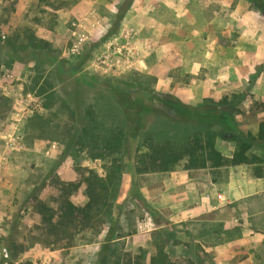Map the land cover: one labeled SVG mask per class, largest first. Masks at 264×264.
I'll list each match as a JSON object with an SVG mask.
<instances>
[{
	"label": "rangeland",
	"instance_id": "rangeland-1",
	"mask_svg": "<svg viewBox=\"0 0 264 264\" xmlns=\"http://www.w3.org/2000/svg\"><path fill=\"white\" fill-rule=\"evenodd\" d=\"M124 1L0 0V264H105L110 256L102 258L100 249L109 228L115 254H142L144 264L157 248L174 264H264V244L251 245L255 232L264 231V192L230 201L209 191L212 183L223 191L233 167L180 165L139 174L140 141L105 149L78 134L98 124L112 128L114 118L122 122L103 89L107 82L146 87L164 100L147 120L157 141L183 140L199 129L183 123L172 99L198 106L233 93L247 98L242 114H234L237 127L255 134L264 120V111L250 109L251 100L264 103V12L247 0H133L117 21ZM26 29L49 48L9 60L3 43ZM104 55L120 63L104 66ZM213 142L226 157L234 151L232 140L217 135ZM114 161L117 194L100 233L88 230L48 246L53 238L37 228L36 203L57 208L58 183H76L89 170L111 177ZM240 170L255 180L251 165ZM69 199L84 205V185ZM254 251L258 259L249 261Z\"/></svg>",
	"mask_w": 264,
	"mask_h": 264
},
{
	"label": "trees",
	"instance_id": "trees-1",
	"mask_svg": "<svg viewBox=\"0 0 264 264\" xmlns=\"http://www.w3.org/2000/svg\"><path fill=\"white\" fill-rule=\"evenodd\" d=\"M132 1L125 0L119 5L117 21L122 18ZM247 1L253 7L264 12L263 0ZM3 46L7 47V55L12 61H19L22 51L27 50L30 54L37 55L41 54L36 50L37 48L41 50L49 48L46 41L29 34L27 29L23 31V34H15L7 39L6 45L3 43ZM85 61L86 58H82L77 63V67L80 68ZM52 62L61 63L56 61V58ZM10 65L8 64L6 67H10ZM103 85V89L119 107L122 122L114 118L116 126L112 128L105 129L103 125L99 126L98 124L92 128L81 129L78 134L80 138L83 137L88 141H102L105 149L109 148L106 144L114 146V144H126L128 140L140 141L143 150L136 153L134 161V169L137 173L171 172L180 165L184 170H218L251 165L255 178L264 177V120L258 123L256 133L250 134L244 133L237 127L234 115L235 113L242 114L240 106L247 99L244 94L233 93L223 96L216 102L208 100L198 106L184 105L180 101L172 99L168 104L181 115L183 123L195 125L199 129L187 135L183 140L166 138L157 141L146 129L147 120L150 114L159 112L157 107L163 103L166 104L164 100L156 92L146 87H131L121 82H107ZM110 105L112 104L101 107L102 109L109 108ZM250 109L264 111V103L251 100ZM215 127L218 130L214 129ZM217 135L222 139L234 141L235 148L230 157L224 156L214 146L213 139ZM118 166L114 161L115 168L112 170L111 177H102L95 171L89 170L85 175L81 174L80 180L76 183H58L60 194L58 206L55 209L42 201L36 203L35 212L40 218V225L37 228L46 236L53 238V242L48 246H55L56 243L62 241L69 242L76 234L84 231L91 230L96 234L100 233L98 225L104 223L106 218L110 219L111 204L117 194L116 182H119L118 173L120 172ZM80 185L85 187L87 201L82 206H76L69 198ZM113 231V228H109L100 249L102 258L105 255L110 256V259L105 260V264H144L145 259L142 254L125 258L115 254L116 251L110 245L114 239L111 237ZM149 264L174 263L161 248H157L150 257Z\"/></svg>",
	"mask_w": 264,
	"mask_h": 264
},
{
	"label": "crops",
	"instance_id": "crops-1",
	"mask_svg": "<svg viewBox=\"0 0 264 264\" xmlns=\"http://www.w3.org/2000/svg\"><path fill=\"white\" fill-rule=\"evenodd\" d=\"M175 11L176 12L178 11L177 7H175ZM153 22L155 23V21ZM180 33L181 32H179V35H182L184 37L187 35V33L184 31H182V34ZM240 173H242L240 170V166L230 168L226 181L222 184L223 191H220V189L216 186L218 183H212L211 184L212 188L209 191L213 192V194L217 196H220V198L227 197L230 201L247 198L264 192V177L255 178V180L250 181L248 180L249 178L247 176L246 177L240 176L239 175ZM241 179L246 182H244V184L239 183ZM221 204L222 203L220 202V205ZM263 244H264V231L255 232V238L251 245H253L254 249L256 250V248L259 247L258 245H263ZM256 253H257L256 251L249 253L248 255L249 261L258 259V255H256ZM260 258L262 259V257Z\"/></svg>",
	"mask_w": 264,
	"mask_h": 264
},
{
	"label": "built area",
	"instance_id": "built-area-1",
	"mask_svg": "<svg viewBox=\"0 0 264 264\" xmlns=\"http://www.w3.org/2000/svg\"><path fill=\"white\" fill-rule=\"evenodd\" d=\"M115 53L121 55V50L115 48ZM100 62L103 63L104 66H110L111 67L112 65H116L117 63H120V60L118 59L116 61H113V59L111 57H109L108 55H104V56H102ZM122 62L128 65L129 64L128 57H127V59L123 60ZM106 70L108 71L109 68H106ZM217 197L220 199V196H217Z\"/></svg>",
	"mask_w": 264,
	"mask_h": 264
}]
</instances>
